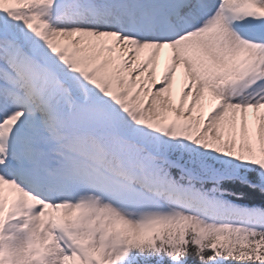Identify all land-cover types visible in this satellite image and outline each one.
I'll return each instance as SVG.
<instances>
[{
  "label": "snow or ice",
  "instance_id": "snow-or-ice-1",
  "mask_svg": "<svg viewBox=\"0 0 264 264\" xmlns=\"http://www.w3.org/2000/svg\"><path fill=\"white\" fill-rule=\"evenodd\" d=\"M0 264H264V0H0Z\"/></svg>",
  "mask_w": 264,
  "mask_h": 264
},
{
  "label": "bare ground",
  "instance_id": "bare-ground-1",
  "mask_svg": "<svg viewBox=\"0 0 264 264\" xmlns=\"http://www.w3.org/2000/svg\"><path fill=\"white\" fill-rule=\"evenodd\" d=\"M162 67H163V65H161V69L160 70H162ZM160 70H158V74H159V71ZM178 88H179V85L177 84V85H175L174 86V91H178Z\"/></svg>",
  "mask_w": 264,
  "mask_h": 264
},
{
  "label": "trees",
  "instance_id": "trees-1",
  "mask_svg": "<svg viewBox=\"0 0 264 264\" xmlns=\"http://www.w3.org/2000/svg\"><path fill=\"white\" fill-rule=\"evenodd\" d=\"M238 202H240V203H248L247 200H244V201H238ZM257 202H258V201H257Z\"/></svg>",
  "mask_w": 264,
  "mask_h": 264
}]
</instances>
